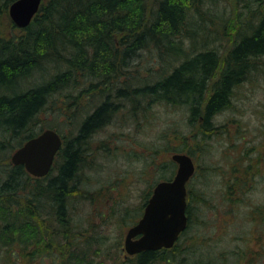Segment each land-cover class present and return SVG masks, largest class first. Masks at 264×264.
Masks as SVG:
<instances>
[{
	"label": "trees",
	"instance_id": "16d2710c",
	"mask_svg": "<svg viewBox=\"0 0 264 264\" xmlns=\"http://www.w3.org/2000/svg\"><path fill=\"white\" fill-rule=\"evenodd\" d=\"M14 1L0 0V264H11L14 256L15 264L22 257L28 263L43 257L51 264H98L95 239L80 237L73 212L77 198L87 199L79 184L85 168L90 169L88 141L119 110L121 103L113 100L130 102L135 115L152 104L181 107L196 143L213 138L220 130L215 120L232 106L235 88L264 56V0H237L240 8L234 13V5L215 13L206 10L221 0H43L27 28L9 18ZM5 26L19 34H7ZM226 41L227 49L222 47ZM144 52L150 55L143 62ZM152 62L158 72L168 71L154 82L133 85V72L141 77L139 68ZM98 90L104 101L85 118L75 138L67 142L62 137L47 176L34 177L23 165L9 162L10 154L29 139L46 129L58 131L40 127V115L61 93L68 92L63 104L72 112V102L78 109L81 96ZM187 148L171 151L193 157ZM246 157L242 151L233 171L247 179L252 165L244 167ZM175 174L172 170L161 181ZM193 178L188 227L174 247L144 251L124 264H194L189 259L196 257L201 240L190 233L197 225L195 211L206 198L191 189ZM241 180L233 175L230 187L244 186ZM154 187H149L145 205Z\"/></svg>",
	"mask_w": 264,
	"mask_h": 264
},
{
	"label": "rangeland",
	"instance_id": "374dc122",
	"mask_svg": "<svg viewBox=\"0 0 264 264\" xmlns=\"http://www.w3.org/2000/svg\"><path fill=\"white\" fill-rule=\"evenodd\" d=\"M229 2L221 0L217 7L206 5L205 8L211 7L215 13L226 5L231 8L234 5L231 12L234 13L239 2ZM5 32L19 34L10 26H5ZM222 47L229 48L228 42ZM149 55L144 52L143 62ZM150 66L153 71L148 73ZM158 71L156 63H143V68H139L141 77L133 72L132 84L139 86L144 80L154 82L159 73L168 69ZM247 77L235 88L232 106L215 120L220 130L201 143H196L189 135L188 114L181 107L150 104L144 114L138 111L135 115L130 102L113 100L121 103L119 110L88 141L90 169L85 168L79 184L87 199L77 198L73 212L80 237L95 239L94 252L100 255H95L98 264L130 261L132 256L125 250L127 233L143 216L144 197L149 187L164 180L162 176H170L172 170L177 171L171 149L183 145L193 151L197 166L191 189L206 198L195 211L197 225L190 233L201 240L200 250L189 261L194 264H264V56ZM67 93H61L40 115V127L55 126L68 142L79 134L85 118L104 98L99 90L86 92L79 98V108L72 102L69 108L72 112H68L63 104ZM233 145H238L236 151ZM242 151L247 155L246 164L242 163L244 167L252 165L247 179L233 171V164ZM14 153L10 154V163ZM165 163H170L169 167ZM233 175L242 178L244 186L231 188ZM16 260L14 256L11 264ZM18 264H51V259L45 261L42 257L28 263L22 257Z\"/></svg>",
	"mask_w": 264,
	"mask_h": 264
},
{
	"label": "water",
	"instance_id": "95a60500",
	"mask_svg": "<svg viewBox=\"0 0 264 264\" xmlns=\"http://www.w3.org/2000/svg\"><path fill=\"white\" fill-rule=\"evenodd\" d=\"M42 1H14L9 9L14 24L27 28L38 14ZM62 145L61 135L53 129H46L16 150L11 163L23 165L34 177H45ZM172 160L178 165L174 178L157 183L142 218L127 233L125 250L130 256L148 250L171 249L188 227L187 185L196 172V165L186 153H175Z\"/></svg>",
	"mask_w": 264,
	"mask_h": 264
},
{
	"label": "bare ground",
	"instance_id": "6f19581e",
	"mask_svg": "<svg viewBox=\"0 0 264 264\" xmlns=\"http://www.w3.org/2000/svg\"><path fill=\"white\" fill-rule=\"evenodd\" d=\"M12 164V163H11Z\"/></svg>",
	"mask_w": 264,
	"mask_h": 264
}]
</instances>
